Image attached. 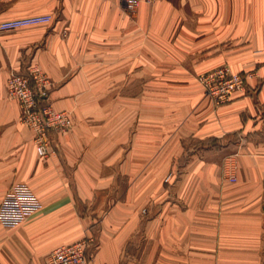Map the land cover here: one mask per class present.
<instances>
[{"label":"crops","instance_id":"1","mask_svg":"<svg viewBox=\"0 0 264 264\" xmlns=\"http://www.w3.org/2000/svg\"><path fill=\"white\" fill-rule=\"evenodd\" d=\"M3 2L0 21H53L0 33V202L26 184L42 205L0 226V264H46L86 237L89 264H264V0H159L134 14L121 0ZM33 64L73 120L45 160L5 87ZM221 67L248 78L214 108L197 78ZM231 154L235 184L221 177Z\"/></svg>","mask_w":264,"mask_h":264},{"label":"built area","instance_id":"2","mask_svg":"<svg viewBox=\"0 0 264 264\" xmlns=\"http://www.w3.org/2000/svg\"><path fill=\"white\" fill-rule=\"evenodd\" d=\"M159 0H121L123 8L134 14L141 2L152 5ZM53 17L49 14L30 15L0 23V33L14 32L39 26H49ZM247 74L233 73L227 67L200 75L197 82L214 108L231 102L233 96L244 93ZM7 95L18 103L20 123L32 133V143L39 159L45 160L55 154L50 136L66 134L73 127L70 112L58 111L49 102L52 83L36 64L30 65L24 74H10L5 83ZM237 154L224 158L221 167L222 181L235 184L237 181ZM169 176L165 179L167 182ZM38 197L26 184L9 188L0 202V226L11 229L22 224L41 209ZM146 211L143 210L142 214ZM94 245L93 237H86L73 244L62 246L48 255L46 264H89L87 252Z\"/></svg>","mask_w":264,"mask_h":264},{"label":"rangeland","instance_id":"3","mask_svg":"<svg viewBox=\"0 0 264 264\" xmlns=\"http://www.w3.org/2000/svg\"><path fill=\"white\" fill-rule=\"evenodd\" d=\"M0 1H4L3 5L1 6V8H2L1 10L6 9L9 13H11V12L13 13V12H15L18 9V8H16V6L18 5L17 4V0H0ZM13 17H15V15L8 17V19L5 18V19L1 20L0 23L4 22V21H7V20H10V19H13ZM5 33H9V32H5Z\"/></svg>","mask_w":264,"mask_h":264}]
</instances>
